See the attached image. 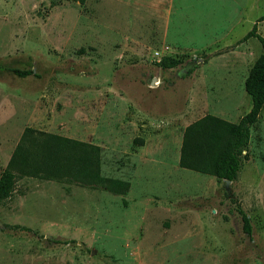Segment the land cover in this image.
I'll use <instances>...</instances> for the list:
<instances>
[{
	"label": "rangeland",
	"instance_id": "rangeland-1",
	"mask_svg": "<svg viewBox=\"0 0 264 264\" xmlns=\"http://www.w3.org/2000/svg\"><path fill=\"white\" fill-rule=\"evenodd\" d=\"M168 8L0 0V173L33 127L99 146L102 176L17 177L0 199V264H264V108L238 180L180 164L188 125L249 111L263 48L242 37L264 0ZM165 55L182 64L159 67Z\"/></svg>",
	"mask_w": 264,
	"mask_h": 264
},
{
	"label": "trees",
	"instance_id": "trees-1",
	"mask_svg": "<svg viewBox=\"0 0 264 264\" xmlns=\"http://www.w3.org/2000/svg\"><path fill=\"white\" fill-rule=\"evenodd\" d=\"M84 3L86 0H73ZM258 18L242 41L256 37L263 48L251 66L245 79V90L251 97V107L237 122L225 120L213 114L188 125L184 132L181 148V166L202 172L214 173L231 182L238 180L239 173L248 158L251 128L256 124L264 108V36L258 32ZM182 60L173 56H163L157 65L163 69L174 68ZM18 76L31 75V69L14 68ZM143 143V138H137ZM55 176L82 180L102 179L100 173V147L88 142L52 134L33 127H26L14 154L0 173V199L11 195L19 176ZM243 229L252 233L249 215L240 206Z\"/></svg>",
	"mask_w": 264,
	"mask_h": 264
},
{
	"label": "crops",
	"instance_id": "crops-1",
	"mask_svg": "<svg viewBox=\"0 0 264 264\" xmlns=\"http://www.w3.org/2000/svg\"><path fill=\"white\" fill-rule=\"evenodd\" d=\"M168 1H169V8H168V10H169V12H172V10L175 9V0H168ZM235 1H239V0H235Z\"/></svg>",
	"mask_w": 264,
	"mask_h": 264
},
{
	"label": "water",
	"instance_id": "water-1",
	"mask_svg": "<svg viewBox=\"0 0 264 264\" xmlns=\"http://www.w3.org/2000/svg\"><path fill=\"white\" fill-rule=\"evenodd\" d=\"M154 80H155V79H154ZM225 181H226L227 184H228V183H231V180L226 179Z\"/></svg>",
	"mask_w": 264,
	"mask_h": 264
}]
</instances>
